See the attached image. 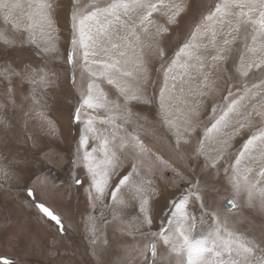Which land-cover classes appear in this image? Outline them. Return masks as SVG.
Wrapping results in <instances>:
<instances>
[{"label":"snow or ice","instance_id":"6c2138e0","mask_svg":"<svg viewBox=\"0 0 264 264\" xmlns=\"http://www.w3.org/2000/svg\"><path fill=\"white\" fill-rule=\"evenodd\" d=\"M189 11L188 0H107L103 4L100 0H67V6L65 0H0V128L7 130L9 113L20 111L24 101L30 100L24 115L36 113L49 132H55L43 98L56 73L48 68L45 57L59 56V21L66 13L70 44L65 62L75 68L82 60V79L85 74L88 78L70 118V124L83 123L84 131L71 160L74 168L69 176L75 185L83 186L84 181L75 176L77 161L83 164L90 180L87 191L93 209L111 188L113 207L119 211L114 210L111 222L104 223H111L114 233L133 239L149 233L152 237L142 247H126L122 264H136L137 257H142L144 264H157L160 242L169 250L166 264H264V230L257 238L232 227L227 217L222 219L214 203L215 196L221 193L211 179L223 169L233 196L243 194L249 208L264 214V0H215L206 11H200L199 19L193 16L191 22L185 20ZM174 30L180 32L182 40L170 54ZM26 46L34 48L42 66H34L32 60L24 58ZM13 52L21 55L9 57ZM156 64L162 75L158 94L152 75ZM241 80L252 82L250 86L247 82L238 86ZM104 82L115 90L111 93L115 99H110L101 87ZM72 83H76L74 74ZM25 85L30 90L17 103L18 89ZM221 91L226 94L220 97L222 105H217L215 97ZM204 98L212 101V122L194 153L205 156L206 169L215 170L205 173L208 179L204 182L205 187L211 185L213 202L206 201L209 192L198 178L189 183L178 201L171 203V212L159 230L152 232L148 190L151 188L154 194L155 188L151 179L140 177L144 158H154L164 168H171L173 183L184 177L163 156L148 148L137 129L149 124L155 127L158 121L161 129L173 133L177 148L181 140L190 143ZM98 110L105 114H91ZM97 123L107 126L103 132L96 128ZM130 125L132 132L127 131ZM228 129L232 132L220 147L212 148L214 155H209L206 140L212 139L210 134ZM245 129L252 134L229 160V141ZM29 139L42 164L58 163V157L49 155L39 137ZM90 140L98 144L88 151ZM147 169L150 174L155 171L152 163ZM0 173L8 177L7 166L0 167ZM33 183L47 185L49 176L36 175ZM124 188L128 189L126 197L119 195ZM25 191L32 206L62 236L67 228L61 215L50 205L36 202L35 187L28 186ZM192 200L199 204V216L189 211ZM129 201H138L139 215L125 220L123 209ZM225 206L230 210L240 208L233 198L227 199ZM205 216L211 221L207 227ZM86 228L96 245L99 229L94 217H88ZM55 245L53 241V249ZM93 254L96 264H104L102 250ZM3 264L12 262L4 260Z\"/></svg>","mask_w":264,"mask_h":264},{"label":"rangeland","instance_id":"374dc122","mask_svg":"<svg viewBox=\"0 0 264 264\" xmlns=\"http://www.w3.org/2000/svg\"><path fill=\"white\" fill-rule=\"evenodd\" d=\"M106 2L107 0H100L101 4ZM188 2L190 11L185 20L191 22L193 16L199 19L200 11H206L215 0H188ZM65 6H67V0H65ZM183 24L182 21V27ZM2 26L0 23V27ZM59 29V56L49 54L45 57L48 68L56 75L52 77L54 82L45 90L46 95L43 98L46 101L44 110L48 118L54 122L55 132L50 133L48 126L36 113L27 117L24 115L31 104L30 100L24 101V107L20 111L9 113L7 119L10 127L7 130L0 128V167L7 166L9 169L8 177L0 173V264H3L4 260H9L12 264H96L97 257L93 252L99 250L103 251L104 264H122L126 247L133 244L142 247L150 242L152 237L149 233L147 236L136 235L133 239L132 236L114 233L111 223H104L105 220L111 222L114 210L119 211L118 207L115 209L113 207L111 188L106 190L105 195L96 202L93 209L87 191L90 180L83 164L77 161L78 166L75 167V176L84 181L83 186L75 185L69 176V172L74 168L71 160L84 131L83 123L71 122V129L69 123L74 106L78 103V93L86 88L88 78L85 74L82 79V73H85L82 60L75 68L65 62L70 44V25L66 13L61 15ZM178 40H182V37L179 31L174 30L169 45L170 54L175 51ZM34 52V48L29 49L26 46L22 55L24 58L32 60L34 66H42L40 58L34 55ZM19 55L21 54L13 52L9 54V57ZM73 74L76 79L75 84L72 83ZM152 75L154 88L158 94L162 83L158 64L153 69ZM246 82L250 86L252 81L241 80L237 83L239 86ZM101 87L109 94L110 99H115L111 94L115 90L111 86L104 82ZM29 90L27 85L22 90L18 89L17 103L23 100ZM224 94L226 93L221 91L216 95L215 102L217 105H222L220 97ZM211 104V99L204 98L203 104L199 108L200 118L196 124V132L192 135L190 143H184L181 140L178 148L173 133L167 129H161L158 121H155V127L149 124L144 128L137 129L148 148L163 156L184 177L183 180H177L173 183L174 173L171 168H164L154 158L147 156L144 158L145 163L140 167V177L145 180L151 179L155 188L154 194H152L151 188L148 190L150 211L153 218L152 232L159 230L161 223L172 210L171 203L178 201L186 193L189 183H195L199 178L201 186L205 187L204 182L208 179L205 173L207 171L215 172L214 169L205 168V156L197 157L194 153L198 141L204 137L205 129L212 122L209 116ZM84 111L90 112L91 110L85 109ZM91 114L102 117L105 113L103 110H98ZM82 119H86V117H82ZM95 126L100 132H103L107 127L99 123ZM127 131L132 132L133 127L128 126ZM231 132L232 129H228L220 133L210 134L212 139L206 140V151L209 155H214L212 148L220 147L221 142ZM251 134L248 129H245L240 136L229 141L231 145L229 160L239 152L243 142ZM30 137L32 139L39 137L42 145H46V151L49 152V155L58 157V163L42 164L32 147ZM97 144V141L90 140L88 151H91L92 147ZM209 144L211 147L208 146ZM83 151L84 149H81V155ZM97 158H99V154ZM127 163L125 160V169ZM148 163H152L155 168L151 174L147 169ZM36 175H48L50 183L43 186L39 183H33ZM211 179L215 183L216 189L221 193L214 199L221 218L227 217L232 227L258 238L264 230V214L249 208L246 203L247 197L243 194L233 196L224 178L223 169H221L219 176L213 175ZM52 184H55L54 188ZM112 184H115V179H113ZM28 186L36 188V202H44L50 205L61 215L67 228L62 236L57 233L56 228L50 222L42 217L38 209L32 206L25 191ZM205 191L209 192V195L205 197L206 201L212 203L214 193L211 192V185L205 187ZM127 192L128 189L124 188L119 195L126 197ZM256 195L258 196V193ZM230 198L235 199L236 203L240 205L239 210L226 211L223 208V203ZM198 208V202L190 201V212H195L199 216ZM123 215L125 220H132L133 217L138 216V201H129V206L123 209ZM89 216L95 218L99 229L96 235V245H93L90 240L91 233L86 228ZM204 220L205 227L211 224L209 217L205 216ZM143 231H147V229ZM53 241L56 242L55 249H53ZM53 251H56L55 255L52 254ZM157 253V264H162V261L166 264L169 258L168 247L162 242L157 243ZM136 264H144L143 258L137 257ZM149 264H151L150 261Z\"/></svg>","mask_w":264,"mask_h":264},{"label":"water","instance_id":"95a60500","mask_svg":"<svg viewBox=\"0 0 264 264\" xmlns=\"http://www.w3.org/2000/svg\"><path fill=\"white\" fill-rule=\"evenodd\" d=\"M225 202H226V201H225ZM225 202L223 203V208H224L226 211H233V210H235V209H231V210H230L228 207H226V206H225Z\"/></svg>","mask_w":264,"mask_h":264},{"label":"bare ground","instance_id":"6f19581e","mask_svg":"<svg viewBox=\"0 0 264 264\" xmlns=\"http://www.w3.org/2000/svg\"><path fill=\"white\" fill-rule=\"evenodd\" d=\"M70 127H71V126H70V123H69V128H70ZM71 128H72V127H71ZM71 128H70V129H71ZM78 130H79V129H78ZM78 133H79V131H78ZM154 147H155V146H154Z\"/></svg>","mask_w":264,"mask_h":264}]
</instances>
